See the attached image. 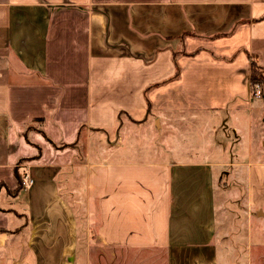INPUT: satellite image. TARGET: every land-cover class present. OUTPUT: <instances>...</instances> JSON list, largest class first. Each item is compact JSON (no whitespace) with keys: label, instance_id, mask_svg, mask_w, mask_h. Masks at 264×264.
Returning a JSON list of instances; mask_svg holds the SVG:
<instances>
[{"label":"crops","instance_id":"obj_1","mask_svg":"<svg viewBox=\"0 0 264 264\" xmlns=\"http://www.w3.org/2000/svg\"><path fill=\"white\" fill-rule=\"evenodd\" d=\"M251 61L264 68V0H0V264H80L92 249L111 264H221L225 216L264 221V151L231 150L226 210L228 164L175 138L209 133L215 120L185 115L214 112L244 137ZM120 113L157 131L123 128L115 144Z\"/></svg>","mask_w":264,"mask_h":264},{"label":"rangeland","instance_id":"obj_2","mask_svg":"<svg viewBox=\"0 0 264 264\" xmlns=\"http://www.w3.org/2000/svg\"><path fill=\"white\" fill-rule=\"evenodd\" d=\"M253 61H251V67H252ZM263 68V67H262ZM264 77V76H263ZM250 85H251V97L254 101V114L252 115L251 123L248 118H246L245 122H243L242 132L241 135L244 137H240L238 132L235 131L233 125L230 122H222L223 118L226 119V116L224 117H218L217 113H209V114H186L185 118L188 119H199L203 120V122L209 123L211 125V120H215L214 123H216L215 127L209 130V133L205 131L204 127L205 125L200 124L197 127H199L198 130H195L197 127H191V128H184L182 126H177V128H182L177 130L178 135L182 132V138L177 136L175 138V144L178 148H181V150H191L193 152L195 151H205V148L208 151V154L206 156H203V159H207L210 161H216L217 159L222 160L224 159L226 165L225 167L217 168L216 170V176L217 181L220 186H222V183L224 182L225 191H226V197H228V190H231L233 188L234 179L233 176H235V168L232 164L236 162V158L230 156L231 150L235 148L237 150L238 148H253V149H259L264 151V82L262 84H257L256 86L260 87L261 90V98L255 97V90L256 86L251 84V75H250ZM218 117V119H217ZM155 118L153 115L149 114H140L135 115L128 113H120L117 117V130L116 132L112 133L111 140L115 144H119V134L120 131L123 130V128H128L130 130H133L134 133H140L141 136H148L151 133L152 136H154V132L157 131L156 127L154 126ZM146 119V120H145ZM142 121L145 120L149 121L147 125L143 127L135 128L133 122L134 121ZM223 123V124H222ZM204 129V130H203ZM28 130V129H27ZM24 133V139L29 142V138L27 139L28 132ZM203 130V131H202ZM184 134V135H183ZM83 136V135H82ZM193 136V138H192ZM249 136L250 137L249 139ZM26 137V138H25ZM83 138V137H82ZM82 138L81 143L82 144ZM152 138V137H151ZM205 139V140H203ZM145 140V137H144ZM51 145H53V142L47 141ZM148 145L153 147L154 141H148ZM97 148L105 147L106 146V140L105 138L97 139L96 140ZM250 145V146H249ZM143 146V143H142ZM223 146H225V154L226 156L220 157L219 154L216 153L217 150L221 149ZM249 146V147H248ZM82 147V145H81ZM35 149L40 153L42 150L41 144H36ZM204 150V151H203ZM36 151V152H37ZM199 151V152H200ZM219 152V151H218ZM85 151L82 152V155H84ZM81 155V156H82ZM36 156H39V154H36ZM97 157H100L99 153L97 154ZM225 172V173H223ZM232 174V175H231ZM229 203L226 201L225 208L228 210L231 209L232 200L230 197H228ZM225 231L224 235L219 237L220 241V256H221V264H248L250 259L253 260L252 264H264V221L262 217L252 216L251 222L248 221V218L246 216H225ZM24 224V222H23ZM93 244V243H92ZM96 245V244H95ZM248 245L253 246V252H245L246 247ZM94 249L91 250V254L89 253H80V264H86L88 254L89 257L91 256V260H96V263L98 264H111L112 261V255L111 254H105L103 252H99V250L94 251Z\"/></svg>","mask_w":264,"mask_h":264},{"label":"trees","instance_id":"obj_3","mask_svg":"<svg viewBox=\"0 0 264 264\" xmlns=\"http://www.w3.org/2000/svg\"><path fill=\"white\" fill-rule=\"evenodd\" d=\"M264 68L259 66L257 63L253 62L251 67V84L256 86L257 84H262L264 82ZM18 179H20L17 174Z\"/></svg>","mask_w":264,"mask_h":264},{"label":"built area","instance_id":"obj_4","mask_svg":"<svg viewBox=\"0 0 264 264\" xmlns=\"http://www.w3.org/2000/svg\"><path fill=\"white\" fill-rule=\"evenodd\" d=\"M255 97L256 98H261V90L259 86H256V90H255ZM32 181L28 178L27 175H25L22 179V186L23 188H29L31 185Z\"/></svg>","mask_w":264,"mask_h":264},{"label":"water","instance_id":"obj_5","mask_svg":"<svg viewBox=\"0 0 264 264\" xmlns=\"http://www.w3.org/2000/svg\"><path fill=\"white\" fill-rule=\"evenodd\" d=\"M264 217V216H263Z\"/></svg>","mask_w":264,"mask_h":264}]
</instances>
